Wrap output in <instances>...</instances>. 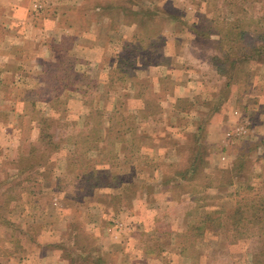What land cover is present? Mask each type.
<instances>
[{
    "label": "rangeland",
    "instance_id": "rangeland-1",
    "mask_svg": "<svg viewBox=\"0 0 264 264\" xmlns=\"http://www.w3.org/2000/svg\"><path fill=\"white\" fill-rule=\"evenodd\" d=\"M0 264H264V0H0Z\"/></svg>",
    "mask_w": 264,
    "mask_h": 264
},
{
    "label": "trees",
    "instance_id": "trees-1",
    "mask_svg": "<svg viewBox=\"0 0 264 264\" xmlns=\"http://www.w3.org/2000/svg\"><path fill=\"white\" fill-rule=\"evenodd\" d=\"M244 59H246V57ZM212 61L214 66L216 65L215 66L216 72L223 76H226L227 74L230 75V72L234 70L235 67L238 66L239 63L241 62V60L239 59L229 60V63L225 64L226 67H224L223 62L220 61L219 58H213ZM200 133H201L200 129L197 128L196 132L193 134L192 139L189 143V148L191 149L190 151H192V154L189 157L187 166L175 173V176L177 178L186 182H191L192 180L196 179L198 174L202 172V169L206 162L204 160V156L206 152L205 148L203 147V145L199 143V139H198L200 138ZM244 156L245 154H243L242 152L238 153L237 158L234 160V162L231 165L230 172L235 170V173H239L241 171Z\"/></svg>",
    "mask_w": 264,
    "mask_h": 264
},
{
    "label": "crops",
    "instance_id": "crops-1",
    "mask_svg": "<svg viewBox=\"0 0 264 264\" xmlns=\"http://www.w3.org/2000/svg\"><path fill=\"white\" fill-rule=\"evenodd\" d=\"M178 98L181 97V96H177Z\"/></svg>",
    "mask_w": 264,
    "mask_h": 264
}]
</instances>
